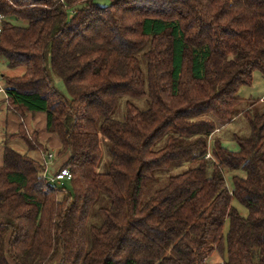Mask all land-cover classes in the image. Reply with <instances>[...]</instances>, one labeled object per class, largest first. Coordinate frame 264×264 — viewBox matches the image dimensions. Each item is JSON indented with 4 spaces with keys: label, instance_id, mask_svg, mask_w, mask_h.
I'll return each mask as SVG.
<instances>
[{
    "label": "trees",
    "instance_id": "16d2710c",
    "mask_svg": "<svg viewBox=\"0 0 264 264\" xmlns=\"http://www.w3.org/2000/svg\"><path fill=\"white\" fill-rule=\"evenodd\" d=\"M0 17V58L24 68L1 74L4 120L18 118L4 142L59 160L45 173L4 146L0 264H209L224 245L218 264H264V111L237 109L239 89L264 75V0H0ZM146 46L143 77L136 53ZM122 96H147L148 107L126 103L117 121ZM239 115L250 134L231 152L214 134ZM99 136L106 173L96 171ZM184 161L192 168L141 203L155 170ZM61 169L71 178L58 187L49 177ZM226 172L244 174L231 192ZM100 193L110 205L88 225Z\"/></svg>",
    "mask_w": 264,
    "mask_h": 264
},
{
    "label": "rangeland",
    "instance_id": "374dc122",
    "mask_svg": "<svg viewBox=\"0 0 264 264\" xmlns=\"http://www.w3.org/2000/svg\"><path fill=\"white\" fill-rule=\"evenodd\" d=\"M94 3L98 6L104 7L108 6L110 0H94ZM73 13V10H67V14L70 17ZM16 24H22L17 22ZM147 49V46L137 51L136 57L138 58V62L140 65L141 73L143 77L146 75V61L143 58V53ZM4 60L0 58V79L1 74L6 75L8 77H18L24 73V68H13L9 69L4 65ZM54 84L58 90L65 92L62 82L58 80L55 76H53ZM238 97L242 99V103L238 106V110L248 108L252 113H260L264 111V75L259 72H254L253 80L250 86L241 87L240 92L238 91ZM262 98V99H261ZM261 99V101H259ZM0 166L2 165L1 157L2 150L5 147L14 150L20 154H27L29 157L39 161L40 159V151H29L27 144L19 139V138H8L7 142L5 141V137H10L13 133L17 132L18 129V118L15 116L8 117L7 120H4L5 111L2 109L1 105L4 102V95L0 92ZM126 103H130L140 110H146L148 107V99L147 96H143L140 98L122 96L119 97L115 104V109L111 115V118L122 121L124 117V106ZM41 122V116H37V118L32 121L30 119L26 120V126H28L29 131H41V127L39 124ZM250 134L249 126L243 117H237L234 121L227 124L223 127L221 133L217 135L221 139V144L224 148L228 149L231 152H238L239 146L234 140V137L239 138H247ZM42 136V135H41ZM163 141H159L157 143L158 146H161ZM99 143L101 149V158L96 167V171L98 173H106L108 171V164L110 161V145L106 139L102 136H99ZM211 144V145H210ZM209 149H211L212 143H209ZM53 155H56V150L52 149ZM39 153V154H38ZM56 160V159H55ZM50 165V171L55 170L54 167L57 166L59 160L53 161ZM50 163V162H49ZM193 164L190 161H184L181 163L171 164L166 168L157 169L153 172L154 178L150 181L145 191L143 192L141 203H145L157 190L162 188L168 181V179L172 176L178 175L180 173L185 172L186 170L192 168ZM234 175L243 177L244 174L242 172H226L225 179V187L231 192L233 189L232 177ZM47 176H50V172ZM65 183V182H63ZM55 185L61 187L62 185L59 182H55ZM66 185V190L71 191V187L68 184ZM110 205V200L104 196L103 194H99L97 200L92 206L88 225L100 226L102 223L101 217L99 215V209L107 208ZM232 206L238 211V213L246 217L248 215L247 209L242 206L237 200H232ZM229 222L226 221L222 230V235L224 239L226 238V234L228 232ZM227 258L226 254V245H224L223 256L219 253H213L209 258V264H218L225 261Z\"/></svg>",
    "mask_w": 264,
    "mask_h": 264
},
{
    "label": "built area",
    "instance_id": "2783aa9c",
    "mask_svg": "<svg viewBox=\"0 0 264 264\" xmlns=\"http://www.w3.org/2000/svg\"><path fill=\"white\" fill-rule=\"evenodd\" d=\"M1 19V17H0ZM2 90L0 89V92ZM53 160V154L51 153H41V162L44 165V170L45 173L48 172L49 165L51 164V161ZM50 162V163H49ZM71 178V174L69 173L68 170L66 169H61L58 170L55 174V176L49 177L50 182H55V181H61L63 179L69 180Z\"/></svg>",
    "mask_w": 264,
    "mask_h": 264
},
{
    "label": "crops",
    "instance_id": "0c3cea01",
    "mask_svg": "<svg viewBox=\"0 0 264 264\" xmlns=\"http://www.w3.org/2000/svg\"><path fill=\"white\" fill-rule=\"evenodd\" d=\"M241 89V88H240ZM240 89H239V92H240ZM262 99V98H261ZM261 99L259 100V101H261ZM242 100V99H241ZM262 102V101H261ZM264 102V101H263ZM1 107H2V109H4V107H3V105H1ZM237 117H240V115L239 116H237ZM236 117V118H237ZM242 117V116H241ZM236 118H234L233 119V121L236 119ZM226 126V125H225ZM225 126H223V127H225ZM223 127L222 128H220L217 132H215V134H214V136H217L219 133H221V131H222V129H223ZM209 143H211V141H209ZM211 145V144H210ZM224 147V146H223ZM40 153V152H39ZM38 153V154H39ZM40 160H41V157H40ZM53 162V160L51 161V163ZM49 168H50V165H49ZM53 168H55L54 166H53Z\"/></svg>",
    "mask_w": 264,
    "mask_h": 264
}]
</instances>
